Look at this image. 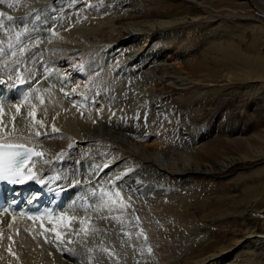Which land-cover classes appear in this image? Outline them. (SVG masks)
I'll return each instance as SVG.
<instances>
[{"label":"bare ground","instance_id":"6f19581e","mask_svg":"<svg viewBox=\"0 0 264 264\" xmlns=\"http://www.w3.org/2000/svg\"><path fill=\"white\" fill-rule=\"evenodd\" d=\"M205 1L179 0L184 5L183 16L179 12L176 15L159 11L154 15L143 9L130 13L123 6H104L68 26H59L57 22L61 10L71 0L0 3V12L15 18L5 20L0 27V48L5 50L0 54V75L3 71L11 77L6 78L10 84L0 86V142L35 146L41 153L30 163L36 178L26 179L18 186L25 200L23 214L27 216L14 213L10 217L0 213V264H154L140 240L142 226L138 220L128 211L118 214L123 205L116 195L117 189L124 191L122 195L143 194L147 187L158 182L156 177L160 174L189 176L195 172H221L235 161L247 158L246 150L240 148L243 153L240 158L226 155L210 160L208 166L195 160L190 167L192 138L186 132L182 133L181 140L175 138V108L159 92L166 85L188 89L209 83H216L211 89L214 92H223L230 70L242 71L245 77L239 76L243 75V81L252 80L254 83L250 85L255 89L264 88V84L257 82L259 79L264 82V58L259 54L264 40L250 43L255 53L250 56L240 50L239 44L244 40L242 32L236 42L229 36L226 41L221 39V34L205 43L203 59L214 58V66L191 64L184 56L183 63L191 73L175 67L172 59L166 62L162 46L155 49L156 42L165 43L170 39L168 29L178 22L185 23L193 2L199 9L201 5L207 7ZM9 3L14 6L9 8ZM238 3L236 0L216 3L222 8L217 11L222 15L221 20L226 21L224 8L233 13L240 7ZM197 12L191 15L192 19L202 15ZM258 23L264 29V24ZM34 27L39 32H33ZM154 35L157 38L148 52L139 53L148 47ZM93 36L102 38L103 43L93 42ZM62 38L76 44L62 42ZM18 39L26 42L23 43L28 51L26 57H33L32 63L26 64L28 68L23 70L26 76L20 77L25 81L23 84L19 79H12L16 76L12 71L26 63L19 60L18 53V57H11ZM9 44L13 47L9 48ZM32 44H37V48L29 52ZM112 44L119 50L115 52ZM165 46L169 54L175 39H170ZM120 51L126 52L116 54ZM2 62L10 64L2 67ZM35 72L37 83L33 84L26 77H34ZM207 91L194 89L192 94L200 98ZM157 137L159 140H155ZM197 137L202 139L196 134L194 141ZM96 140L117 144L118 150L128 156L114 163L115 167L104 165L107 160L86 157L85 149L95 145ZM179 149L183 153L175 158V151ZM133 160L140 165L129 164ZM179 161L182 165H175ZM244 185L246 197L240 200L244 205L237 209L239 216L244 217L249 210L264 212V181L260 182L261 189L253 182ZM26 189L28 192H23ZM220 209L216 215H222ZM258 227L256 221L252 222L247 233L261 243L264 234H260L263 231ZM130 237L133 240H128ZM248 239L246 236L242 241L248 243ZM119 244L124 247L116 248Z\"/></svg>","mask_w":264,"mask_h":264},{"label":"rangeland","instance_id":"374dc122","mask_svg":"<svg viewBox=\"0 0 264 264\" xmlns=\"http://www.w3.org/2000/svg\"><path fill=\"white\" fill-rule=\"evenodd\" d=\"M174 1L175 4L177 3L176 5L170 0H71V4L65 5L61 10L57 23L59 26L73 25L77 20L85 19L93 9L99 11L104 6H111V8L123 6L130 13L143 9L154 15H157L159 11L164 14L175 12L176 15V12H179L180 16H183L185 14L184 5H181L179 0ZM222 1L223 3H232L233 0H206L207 7L201 5L199 9L194 7L193 2L189 14L194 15V11H198L197 13H202V15L194 19L188 15L185 23L178 22L167 30L170 39H175V46L173 49H169V54L166 52L165 45L168 46L170 39L165 43L156 42L154 45L155 49L162 46V56H167L166 62L172 59L171 62L175 63V67H181L189 73L192 70L183 63L184 56L190 59L191 64L214 66V58L203 59V53L207 47L205 43L216 39L214 35L220 36L221 34V39L225 40L229 36L236 42L240 32L244 37V40L239 44L241 52L249 53L250 56L255 54L250 43L254 40L255 42L264 40V29L258 26V22L264 24V11H262L264 10V0H236V3L240 2L241 4L238 3L240 7L236 8L233 13H231V9L224 8L226 9L224 11L226 21L221 20L222 15L217 12L222 9L220 5H217ZM35 31L39 32L38 27H34L33 32ZM93 38H91L95 40L93 42L103 43L102 38L98 36H93ZM155 38H157L156 35L153 36V40L148 42V47H144L139 53H147ZM22 40H16L18 46L13 50L16 55L11 57H18L19 54V60H25L26 63H23L22 66L18 65L12 71L13 74L16 73V76L12 78L14 81L21 80L22 76H26L23 70L28 68L26 64H31L33 59L29 55L26 57L28 51L25 46L23 47V43L26 42L24 39ZM61 41L76 44L65 38H62ZM36 45L32 44L29 52L37 48ZM112 48L115 52L119 50L116 44H112ZM125 52L120 51L116 54ZM259 52L264 58V45L260 47ZM150 55H154V51ZM30 57L31 60L28 62ZM1 64L2 67H6L10 63L2 62ZM230 71L232 73L227 74L228 84L223 92L211 90L216 83L188 89L185 87L172 88V86L166 85L161 87L159 92L161 95L165 94L175 108V138L181 140V135L185 132L189 133L192 138L193 158L188 161L190 167L195 164V160L198 161L197 163H205L208 166L210 160L225 158L226 155L240 158L243 155L240 148L246 150L247 158L235 161L233 165L221 172L208 171L205 174L195 172L189 176H178L176 173L175 175H161L159 172L161 177H156L158 182L154 186L147 187L143 194L128 192L126 195H122L123 190L117 189L118 197L121 198L120 204L123 205V209L117 210L118 214L128 211L129 215L135 216L138 220L137 223L142 226L140 240L145 243L147 251L149 248L152 249L147 254L154 264H264V240L263 244L262 242L257 243L254 241L255 237L249 236L247 233V227L256 221L259 226L258 230L261 228L259 231H263L260 234H264V212L249 210L245 212L244 217H241L237 211L244 205L240 201L246 197L244 184L253 182L261 189L260 182L264 181V150L261 149L264 147L262 145L264 144V88L255 89L250 85L252 80L247 78H245L247 81H243L242 71L241 73H239L240 71ZM240 74H243L242 77L239 76ZM36 75L37 72L33 74L34 77L27 76L26 78L35 84L37 83ZM0 77L3 81L5 80V83L0 86L6 87L10 84L6 78L11 77L5 75L3 71ZM257 82L264 84L260 79ZM194 89L208 91L198 98V95L192 94ZM254 89L259 90L258 93ZM196 134H200L202 139L197 137V140L194 141L193 138L196 137ZM155 140H159V138L157 137ZM96 141H93L95 145L85 149V156H89L94 161L107 160L104 165L113 164L115 167L117 164L114 165V163L128 156L118 150L117 144H109L104 140ZM239 142L244 143L241 145ZM183 150H176L175 158L182 154ZM132 163L140 165L136 160L129 161V164ZM175 165L181 166L182 164L179 161ZM103 186H100V190L103 189ZM147 190H150L149 193ZM114 202L119 204L116 199ZM227 208L229 209L227 210ZM217 209L223 211L221 216L216 215ZM246 236L250 239H248V243L242 241ZM128 240H133V238L130 237ZM123 247L120 244L116 246L118 249ZM202 259L206 260L199 263Z\"/></svg>","mask_w":264,"mask_h":264},{"label":"snow or ice","instance_id":"6c2138e0","mask_svg":"<svg viewBox=\"0 0 264 264\" xmlns=\"http://www.w3.org/2000/svg\"><path fill=\"white\" fill-rule=\"evenodd\" d=\"M5 0H0V3H4ZM14 5L9 3L8 7L12 8ZM15 18L8 15L6 12H0V27L4 26L5 20L13 21ZM2 43V42H0ZM12 45L9 44V48ZM4 49L0 48V54L4 53ZM23 52V49H21ZM14 56L15 52L12 53ZM5 83L0 80V84ZM20 83L23 84L25 81L23 79L20 80ZM31 115V114H30ZM34 150L26 148L24 145H14V144H0V180H7L11 183H24L25 178L22 170L25 168L27 161L29 159L30 154H33ZM39 156L41 153H34ZM28 172L30 173L27 176L28 180L35 179V174L32 173V170L29 168ZM119 179V177H117ZM43 183V181H40ZM119 195V193H117ZM59 236V234H57ZM107 251V249H104ZM149 252L152 251L151 248L148 249Z\"/></svg>","mask_w":264,"mask_h":264}]
</instances>
